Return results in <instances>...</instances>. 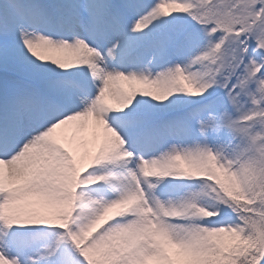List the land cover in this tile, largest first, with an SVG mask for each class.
Wrapping results in <instances>:
<instances>
[{"label":"snow or ice","instance_id":"6c2138e0","mask_svg":"<svg viewBox=\"0 0 264 264\" xmlns=\"http://www.w3.org/2000/svg\"><path fill=\"white\" fill-rule=\"evenodd\" d=\"M0 264H264V0H0Z\"/></svg>","mask_w":264,"mask_h":264}]
</instances>
